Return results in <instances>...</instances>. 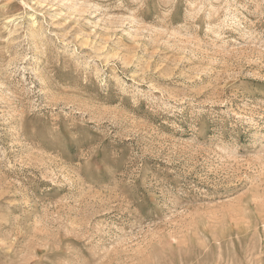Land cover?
<instances>
[{
	"label": "rangeland",
	"instance_id": "374dc122",
	"mask_svg": "<svg viewBox=\"0 0 264 264\" xmlns=\"http://www.w3.org/2000/svg\"><path fill=\"white\" fill-rule=\"evenodd\" d=\"M0 264H264V0H0Z\"/></svg>",
	"mask_w": 264,
	"mask_h": 264
}]
</instances>
